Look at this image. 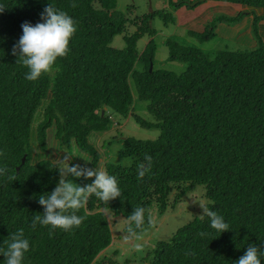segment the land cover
<instances>
[{"label": "trees", "instance_id": "trees-1", "mask_svg": "<svg viewBox=\"0 0 264 264\" xmlns=\"http://www.w3.org/2000/svg\"><path fill=\"white\" fill-rule=\"evenodd\" d=\"M203 2L249 12L218 16L213 28L190 35L211 40L214 24L233 26L253 13L256 46L206 54L168 38L164 43L168 60L185 65L176 74L153 68L157 48L152 21L158 17L165 25L173 23L169 14L137 15L128 6L120 11L118 0H0L6 8L0 13V167L15 176L13 181L0 176V247L6 248L11 233L23 228L30 242L23 264H103L96 259L112 243L111 221H126L124 233L129 236L128 217L143 207L145 224L137 236L150 226L154 206L163 214L171 200L176 203L201 187L204 207L222 215L230 230H214L202 208L168 241L157 242L145 262L236 264L251 244L264 252V43L258 31L260 18L254 15V10L264 9V0H176L169 5L194 9ZM50 4L76 21L77 32L69 54L57 60L53 71L28 81L29 69L17 62L13 50L23 34L21 25L43 22L41 13ZM130 26L136 29L122 37L124 47H112L113 39ZM144 37L150 40L140 52L137 44ZM135 99L147 102L153 118L135 121L158 135L152 140L121 138L122 162L102 164L117 177L122 196L107 204L92 196L86 209L77 213L86 215L79 228L55 229L52 236L50 226L32 229L33 217L44 212L39 197L50 194L60 179L56 160L61 156L49 151L51 137L57 150L75 147L95 169L101 155L92 140L113 127L112 116L128 118ZM35 150L40 156L33 154ZM146 153L152 157L151 168L140 180L137 169L146 163ZM68 179L81 185L92 182ZM5 259L0 255V264ZM261 259L264 264V256Z\"/></svg>", "mask_w": 264, "mask_h": 264}, {"label": "rangeland", "instance_id": "rangeland-1", "mask_svg": "<svg viewBox=\"0 0 264 264\" xmlns=\"http://www.w3.org/2000/svg\"><path fill=\"white\" fill-rule=\"evenodd\" d=\"M172 1L175 2L176 0H169V2ZM169 2L168 0H118V9L120 11H123L122 8L128 6L130 11L136 9L135 13L137 15H145L152 11H159L163 15L169 14L174 18V22L168 23L167 25L158 17L152 21V26L156 30L154 41L157 48L154 59V69L167 70L176 74H180L184 71L185 65L183 63L168 60V49L164 46V43L168 38L170 39L172 37L186 47H194L206 54H214L220 50L249 51L256 46L255 35L253 39L252 29L249 27L250 14L248 13L241 21L233 26L220 23L214 24L215 37L211 40L200 41L189 33L191 31L202 33L208 26H212L213 28L211 23L214 18L218 16L233 18L239 12H249L248 8L230 6L225 3L203 2L194 9L185 6L175 10L170 7ZM254 15L256 14L254 13ZM139 21L140 18H138L137 25H139ZM135 29V26L128 27V30L124 34L116 36L113 39L111 46L116 49H122L124 47L122 37L124 35H131ZM260 37L263 39L262 41L264 43V33L260 35ZM149 40V37H144L138 42L137 47L140 52ZM135 118H141L150 122L153 121V118L147 111V102H139L135 99L131 115L128 118L118 119L112 116L113 127L109 131L99 133L94 137L92 140L93 145L101 155L97 166H102L104 161L113 163L122 162V159L118 156L120 148V143L118 141H120L121 138L132 137L138 140H152L157 137L158 132L156 130L142 128L135 121ZM44 143V159H46L48 155L46 138ZM53 145L54 141L53 137H51L49 149L51 154L52 152L54 154L58 152L57 154L61 156L60 159L70 155L69 161L74 160L78 164L91 167V162H86L82 157H79L83 154L79 149H75V147L65 149L63 147L57 150L58 146L53 147ZM33 154L40 156L39 152H36V150ZM197 188L198 189L195 191L190 190L176 203H173V200H171L163 214H160L158 207L154 206L152 211L149 212L152 218L150 226L134 238H130L124 233V228L127 225L126 221L121 219H114V221H111L112 243L96 260L98 262L102 260L103 264H147L145 262V257L148 251L151 250L157 242L168 241L178 228L183 227L196 215L202 212L201 206L206 205L204 190L201 187ZM137 244L141 246L139 249L136 247Z\"/></svg>", "mask_w": 264, "mask_h": 264}, {"label": "clouds", "instance_id": "clouds-1", "mask_svg": "<svg viewBox=\"0 0 264 264\" xmlns=\"http://www.w3.org/2000/svg\"><path fill=\"white\" fill-rule=\"evenodd\" d=\"M5 9L0 5V13H3ZM41 18L43 22L35 25L30 22L21 25L23 34L13 50V54L18 55L17 62L29 69L25 76L28 81H36L42 75L51 73L57 60L69 54L71 41L77 32L76 21L66 11L59 10L51 4L41 13ZM70 157L68 155L56 160V169L60 174L59 182L50 194L39 197L38 203L44 207V212L43 215L38 214L33 217L32 229H35L37 225L50 226L49 236L54 234L55 229L70 231L79 228L86 219V215H77V213L86 209L92 196L106 204L122 196L117 177L110 175L103 166H97L95 169L82 167L79 164L72 166L69 163ZM79 157L86 162H92L86 155L82 154ZM144 160L146 163L140 164L137 169V178L140 180L147 171H150L152 157L146 153ZM7 173L6 167H0V176H7L9 181L15 180V176ZM70 176L92 182L81 185L68 179ZM201 207L203 215L209 217L210 226L214 230L220 233L230 230V225L225 222L222 215L207 207ZM128 220L127 231L129 236L134 238L137 230L142 229L145 224V209L136 207ZM151 222L152 218L149 215L148 223L151 224ZM200 235L203 236L204 233L201 232ZM5 243L6 248L0 247V255L6 258L4 264H23L25 253L30 249V242L25 238L24 229L11 233L10 239ZM136 247L139 249L141 246L137 244ZM262 256L264 252H261L255 244H251L236 264H262Z\"/></svg>", "mask_w": 264, "mask_h": 264}, {"label": "crops", "instance_id": "crops-1", "mask_svg": "<svg viewBox=\"0 0 264 264\" xmlns=\"http://www.w3.org/2000/svg\"><path fill=\"white\" fill-rule=\"evenodd\" d=\"M254 13L256 14L257 17L260 18L259 22H258V31L259 34L262 35L264 33V9H256L254 10ZM250 28L253 22V13H250ZM245 23V22H244ZM246 25V24H245Z\"/></svg>", "mask_w": 264, "mask_h": 264}, {"label": "water", "instance_id": "water-1", "mask_svg": "<svg viewBox=\"0 0 264 264\" xmlns=\"http://www.w3.org/2000/svg\"><path fill=\"white\" fill-rule=\"evenodd\" d=\"M196 4H197V1L194 2V3H191L190 6L193 7V6H195ZM151 70H152V64H150V66H149V72H151ZM24 159H25V157L23 158L22 161H24Z\"/></svg>", "mask_w": 264, "mask_h": 264}]
</instances>
